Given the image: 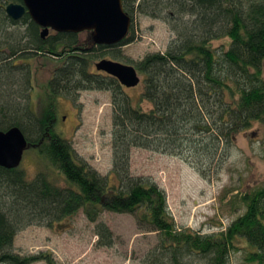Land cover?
Returning a JSON list of instances; mask_svg holds the SVG:
<instances>
[{"label": "trees", "instance_id": "1", "mask_svg": "<svg viewBox=\"0 0 264 264\" xmlns=\"http://www.w3.org/2000/svg\"><path fill=\"white\" fill-rule=\"evenodd\" d=\"M121 1L130 31L106 46L92 43L91 34L86 40L54 31L41 37L27 13L16 21L7 17L4 6L21 0H0V130L17 126L27 148L65 182L57 185L47 171L27 178L19 166L0 165V264H57L49 251L14 252L13 237L27 225H51L80 209L95 222L99 246L112 244L111 231L98 220L103 211L133 214L140 229L155 232L157 243L146 251L145 264H230L240 242L247 247L246 264H264V183L249 191L228 189V206L241 213L224 230L200 233L177 226L164 189L129 169L137 147L177 156L209 178L221 169L237 134L264 119V0ZM138 15L162 20L174 36L163 51L135 62L142 82L135 103L115 77L91 64L98 57L123 56L120 47L135 39ZM19 24L24 29H10ZM220 39L215 48L213 41ZM35 57L58 64L45 97L37 96L32 107ZM81 90L110 92L114 179L77 159L70 141L54 128L55 98H74Z\"/></svg>", "mask_w": 264, "mask_h": 264}, {"label": "rangeland", "instance_id": "2", "mask_svg": "<svg viewBox=\"0 0 264 264\" xmlns=\"http://www.w3.org/2000/svg\"><path fill=\"white\" fill-rule=\"evenodd\" d=\"M132 25L135 39L120 47L121 58L113 59L123 64L134 66L145 53L163 51L174 36L167 24L159 19L138 15ZM22 26L13 25L10 29L20 31L24 29ZM78 35L81 40H86L89 31ZM222 41H213V46L219 47ZM102 58L112 59L107 55L98 57L92 62L91 69H95L94 63ZM30 63L34 88L29 100L33 107L39 95L45 97L47 79L58 62L35 57ZM141 85L139 82L135 87L125 89L135 103L138 102ZM145 104L143 102L142 106L146 107ZM54 111V128L61 137L70 141L77 159L85 161L101 175L114 179L110 170V92L81 90L74 98L58 96ZM35 152L34 148L22 152L19 168L23 174L32 178L39 171H47L54 183L64 186L62 178ZM129 158L132 175L149 177L164 189L168 210L177 226L200 233L219 232L241 213V210L234 211L228 206L225 199L227 190L239 188L249 191L264 183V119L253 122L248 129L237 134L221 169L209 178L200 176L177 156L136 147L131 150ZM98 220L112 233L110 246L97 244L95 222H90L80 209L51 225L25 226L13 237V250L20 255L49 251L57 264H145L146 251L157 243L155 232L140 229L135 216L129 213L103 211ZM238 247L230 253V264H246L243 257L247 247L241 242ZM31 264L46 262L39 260Z\"/></svg>", "mask_w": 264, "mask_h": 264}, {"label": "water", "instance_id": "3", "mask_svg": "<svg viewBox=\"0 0 264 264\" xmlns=\"http://www.w3.org/2000/svg\"><path fill=\"white\" fill-rule=\"evenodd\" d=\"M5 7L7 17L19 20L24 13L41 28V37L49 30L60 33L89 31L91 41L111 46L121 42L129 33L131 18L121 0H21ZM95 68L115 77L126 88L135 87L140 77L134 66L102 58ZM17 126L0 130V165L16 168L28 144Z\"/></svg>", "mask_w": 264, "mask_h": 264}]
</instances>
